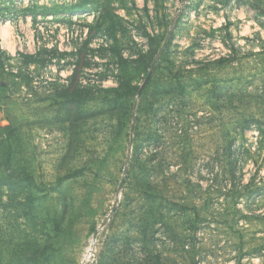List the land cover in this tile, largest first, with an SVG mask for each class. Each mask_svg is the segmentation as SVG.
I'll list each match as a JSON object with an SVG mask.
<instances>
[{
    "label": "rangeland",
    "instance_id": "374dc122",
    "mask_svg": "<svg viewBox=\"0 0 264 264\" xmlns=\"http://www.w3.org/2000/svg\"><path fill=\"white\" fill-rule=\"evenodd\" d=\"M0 264H264V0H0Z\"/></svg>",
    "mask_w": 264,
    "mask_h": 264
}]
</instances>
